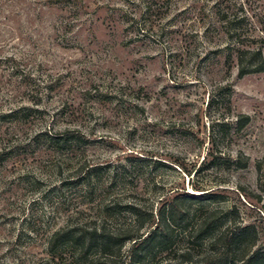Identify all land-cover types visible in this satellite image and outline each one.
<instances>
[{
	"label": "rangeland",
	"instance_id": "1",
	"mask_svg": "<svg viewBox=\"0 0 264 264\" xmlns=\"http://www.w3.org/2000/svg\"><path fill=\"white\" fill-rule=\"evenodd\" d=\"M230 3L264 16V0H0V264L195 263L239 226L264 252V73L226 70ZM170 207L162 247L50 249L67 229L145 234Z\"/></svg>",
	"mask_w": 264,
	"mask_h": 264
},
{
	"label": "trees",
	"instance_id": "2",
	"mask_svg": "<svg viewBox=\"0 0 264 264\" xmlns=\"http://www.w3.org/2000/svg\"><path fill=\"white\" fill-rule=\"evenodd\" d=\"M228 10L230 13H225L222 15L221 21L226 25V36L229 42L226 47V70L229 73L232 67V59L235 58L237 67L238 78H243L248 75H255L264 73V58L262 50L264 48V38L258 37L256 39L253 33L263 34L261 28L257 27L259 22H264V16L259 15L258 19L255 15H247L242 9L240 11L236 10V5L234 3L229 4ZM241 12V15H238ZM245 29V30H244ZM227 93V106L230 110V96L232 94V89L228 86L226 89ZM212 100L208 101L207 107L211 106ZM29 108H24L22 111H29ZM19 111H14L6 114L4 117L15 116ZM250 118L247 115L240 114L236 117L234 123H229L222 121L216 124V126L222 127L225 131L231 129L234 125L236 131H241L249 124ZM74 137H66L63 140H57L59 144L73 143ZM207 157H210V164H219L222 161H226L231 164L230 157H224L221 153H214L211 149L208 150L207 155L203 158V161ZM202 161V162H203ZM218 162V163H217ZM245 165L240 168H244ZM260 166H258V169ZM84 178H77L76 184L80 182L87 181L89 175L83 176ZM197 192H206L201 188L193 187ZM214 191H210L202 194V199L215 200L219 198V195H215ZM191 199H195L193 196H188ZM134 212V211H133ZM175 213L173 208H169L167 213L164 214L162 211L159 214L158 222L155 223L152 230L145 234H140L143 225L141 224L137 231L133 234H128L125 232L110 235L103 230L98 228H93L89 230L82 229H67L65 231L56 232L52 235L49 240L50 249L55 248L57 243L75 245L81 244L80 253L82 255L86 254V251L90 249L91 246H95L100 252H104L107 249L113 247L114 243L121 241H131L133 245L141 246L144 248H158L166 244L167 237L158 233L161 229H167L171 224H174L172 215ZM136 220H139L141 215L134 212ZM152 216H149V222ZM211 221H204L201 223L197 229V235L206 234L211 227ZM80 230V231H79ZM195 232V233H196ZM250 232L253 233L254 237L250 236ZM125 233V234H124ZM212 252L209 256L204 257L201 261L191 263L189 259H186V264H264V252L256 247L255 232L253 227L249 226H239L235 229H226L215 236L213 241H211ZM187 256V255H186ZM41 264V263H39ZM43 264H49L48 262ZM184 264V263H182Z\"/></svg>",
	"mask_w": 264,
	"mask_h": 264
}]
</instances>
